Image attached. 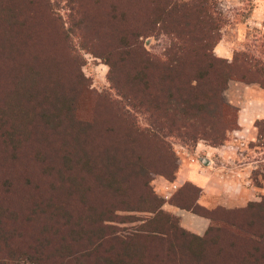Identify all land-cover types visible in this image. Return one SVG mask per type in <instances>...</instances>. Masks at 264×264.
I'll return each instance as SVG.
<instances>
[{
    "label": "rangeland",
    "instance_id": "rangeland-1",
    "mask_svg": "<svg viewBox=\"0 0 264 264\" xmlns=\"http://www.w3.org/2000/svg\"><path fill=\"white\" fill-rule=\"evenodd\" d=\"M189 1L0 0V39H9L8 48L6 46V60L0 57V79L3 77L2 83L10 89L17 86L19 73L13 68L16 57L11 55L15 45L18 46L19 56L30 54V51L33 55L40 54L39 65L46 67L48 73H51L50 85L56 84L55 88L58 92L73 96L71 101L73 109L68 112L69 118L78 120L80 123H92V127H88V133L93 139V155L108 148L112 139H117L120 145L132 143L136 149L135 152L141 154L143 161L146 159L158 163L164 157L172 158V155H167L163 147L161 148L159 141L146 134L144 128L148 127L154 117L150 116V112L144 110L142 106L133 108L129 104L125 91L132 86L134 90L138 88L139 93L149 92L148 99L154 103L166 100L167 97H163L162 94H168L169 91L174 90L175 84L185 95L191 93V88L189 90L188 84H185L192 75L189 66L170 70L169 66L161 67L158 63L168 59L167 48L178 41L179 37L185 40L195 39L200 44L202 43L200 38L207 36V33L204 34L200 22L195 25V20L189 19L188 15L193 12L187 7H183L181 11L178 7V11L167 15V27L180 32L176 36L166 27H152L150 22L155 16L158 17L168 4ZM206 1L215 9L216 18L221 14L230 18V23L219 30L220 34L211 35L213 38L218 35L221 37L213 46V53L217 56H227L231 59L235 50L243 48L245 43L251 40L254 27L264 28V0ZM147 27L149 30H146ZM143 31H149V33L138 37ZM133 42L136 43V47L129 51ZM147 57L153 58L154 61L147 62ZM24 69L28 67L24 66ZM262 93L264 88L258 84H247L234 79L229 82L224 91L225 99L235 107L237 125L229 132L228 139L223 144L215 146L224 149V152L221 155L217 154L220 160L215 159L217 166L214 164L216 167L214 170L216 169L215 172L218 173L219 182L211 186L213 192L202 191V188L192 182L179 185L176 181L183 155L193 154L200 143L210 144L203 139L195 144L190 140L182 139L177 132L166 128L168 123L166 118L162 116L159 118V115L160 125L164 126L165 141L171 145V150L175 153L173 165L168 164V171L173 168V174L152 172L150 181V186L162 199L163 211L176 216L180 225L190 232L193 231L182 225L180 216L169 210L167 203L201 216L208 212L218 218L230 216L235 224L226 221L223 225L233 232L234 238L235 236L244 238L248 233L245 227L258 228L260 236L255 237L257 242L247 243L241 238L235 239L238 253H243L242 247L247 245L255 248L254 253L257 256L254 254L253 260L257 264H264V207L256 205L264 197V186L255 184L253 172L256 168L263 171L264 148L252 146L251 143L258 141L256 121L264 118ZM132 120L135 121L136 126L132 125ZM121 148L125 149L122 146ZM200 156V160L205 157L203 154ZM138 165L133 164L128 168ZM131 174L132 179L127 187L130 188V194L136 197L142 188V183L138 175ZM76 175L79 181L87 184L92 183L93 180V190L87 191L88 202H93L100 209L107 210L117 200V194L101 184L94 173L93 179L90 180L82 177L83 172H77ZM64 179H57V181H63L65 189H72L75 183H71L69 177ZM159 179L165 180V183L159 184ZM55 183L58 186L61 184V182ZM85 183L82 184L87 188ZM2 188L3 186L0 185V197L4 196V203L8 209H20L19 194L15 191V193H4ZM231 196L234 197L232 202L228 200ZM74 199L72 198V202L75 204L77 198L74 196ZM201 199L202 202H200ZM225 203L233 207L225 206ZM226 209L233 212H228ZM116 213L135 214L140 218L150 215L147 212L126 210H117ZM10 217L12 218L5 217L7 232L20 224V220L15 219V216ZM217 221L223 223L224 220ZM141 222L142 220L114 222L118 228L113 231L123 239L107 238L99 244V240L93 236L91 248L98 247L105 255H108L122 249L124 245L136 250L144 249L146 245L147 260L144 264H187L188 260L183 261L178 257L181 253L184 255L183 252H175L169 257L166 255L169 252L165 246L162 249L157 247L158 257L153 259V245L145 244L142 236L126 239V236L136 231ZM31 230L32 222L27 221L24 227L14 232V235L7 234L4 236L5 240L0 239V247H5L1 250L5 257L2 262L5 264H71L73 257L63 258L59 253L52 251L58 247L56 241L51 244L43 242L42 245L41 241L37 242L39 234H34ZM225 234L226 240H229L230 236L228 233ZM146 238L148 241L149 237ZM41 248L46 258L37 260L38 254L34 249ZM12 251H16L15 254H12ZM18 252L23 254L19 253L20 256H17ZM91 257L94 260L95 255L92 254ZM230 259V257L227 258V260Z\"/></svg>",
    "mask_w": 264,
    "mask_h": 264
},
{
    "label": "trees",
    "instance_id": "trees-1",
    "mask_svg": "<svg viewBox=\"0 0 264 264\" xmlns=\"http://www.w3.org/2000/svg\"><path fill=\"white\" fill-rule=\"evenodd\" d=\"M178 7L179 11L183 7L191 9L193 13L188 15L189 19L193 18L195 25L200 22L207 36L200 38V44L195 39L185 40L178 36L179 40L167 48L168 59L158 64L161 67L169 66L170 70L189 66L192 75L185 84H188L189 90L191 88V93L185 95L175 84L174 90L162 94L167 97L166 100L154 103L148 99L149 92L139 93V89L134 90L132 86L125 91L133 108L142 106L154 117L144 128L146 134L159 141L167 155H172V158L164 157L158 163L143 161L132 143L120 145L117 139H112L108 148L93 155V139L88 133L92 123H80L69 118L73 96L58 92L56 84L50 85L51 73L39 65L40 54L33 55L30 51V54L19 56L18 46L15 45L11 55L16 57L13 68L19 73L17 86L10 89L2 83L3 77L0 79V185L4 193L19 194L20 209H8L4 196L0 197L1 240H5L7 234L14 235L17 229L31 221V231L39 234L37 242L41 241L43 245V242L51 244L56 241L58 247L52 251L63 258L73 257L71 264H144L147 260L146 245L144 249L137 250L124 245L108 255L98 247L91 248L93 236L99 240V244L107 238L123 239L113 231L118 228L114 222L142 220L136 231L126 239L142 236L145 244L153 245V259L158 257L157 247L162 249L165 246L169 257L175 252H183L184 255L181 253L178 257L183 261L188 260L187 264H257L253 260V255L257 256L255 248L247 245L242 247L243 253H238L235 241L241 238L247 243L257 242L256 238L260 236L258 228L245 227L248 232L245 239L240 236L234 238L233 232L223 225L226 221L235 224L233 219L230 216L218 218L208 212L204 215L211 219L207 230L203 235L195 234L183 228L176 216L163 211L162 199L150 186L152 172L173 174V168L168 171V164L173 165L175 157L171 145L165 141L164 126L160 125L158 115L159 118L165 117L168 122L166 128L177 132L182 139L194 144L203 139L211 146H218L228 139L229 132L237 125L235 107L224 97L229 82L234 79L264 88V28L254 27L251 40L243 48L235 50L229 59L213 53V46L221 37L213 38L211 35L220 34L219 30L230 23V18L225 14L216 18L215 9L206 0L168 4L158 17L150 20L152 27L170 29L167 27V15L178 11ZM169 32L175 33V36L180 34L172 29ZM148 33L143 31L138 37ZM8 45L9 39H0L2 60H6ZM135 47L136 43L133 42L129 51ZM146 61L152 63L154 59L147 57ZM24 66L28 69H24ZM132 125L136 126L134 120ZM255 126L258 141L251 144L262 149L264 118L258 119ZM133 164L139 165L128 168ZM77 172H83L82 177L89 180L93 179L94 173L101 184L117 194V200L110 208L100 209L93 202H88L87 191L93 190V180L89 185L79 181ZM131 173L138 175L142 183L136 197L130 194L127 187L132 179ZM64 177H69L71 183H75L72 189H65L63 181H57ZM253 180L257 186H264V168L263 171L259 168L254 170ZM55 182L61 184L58 186ZM74 196L77 198L75 204L72 202ZM256 205L264 207V197ZM117 210L147 212L150 215L146 218L135 214L119 215ZM10 216L19 219L20 224L7 232L5 217L11 219ZM217 220L224 221L220 223ZM225 233L230 236L229 240H226ZM146 237H149L148 241ZM4 248L0 247V264H5L2 262L5 257L1 253ZM34 251L38 254L37 260L46 258L42 248ZM15 252L12 251V254ZM19 253L23 254L18 252L17 256H20ZM92 254L96 257L94 260ZM229 257L231 259L227 260Z\"/></svg>",
    "mask_w": 264,
    "mask_h": 264
},
{
    "label": "crops",
    "instance_id": "crops-1",
    "mask_svg": "<svg viewBox=\"0 0 264 264\" xmlns=\"http://www.w3.org/2000/svg\"><path fill=\"white\" fill-rule=\"evenodd\" d=\"M262 94L264 95V93ZM223 152L224 149L220 147L200 143L193 154L187 153L180 159L179 171L176 178L177 183L182 185L186 182H192L202 188V191L213 192L211 186L218 184L219 182L218 173L215 172L216 169L214 170V168H216L215 165L217 166L215 159L220 160V157L217 156V154L221 155ZM201 154L205 156L203 160H200V157H202L200 156ZM164 183L165 180L159 179V184ZM233 198L234 197L231 196L228 200L232 202L234 201ZM200 202H202V199ZM224 205L233 207V205H227L226 203ZM167 207L169 210L180 216L181 223L184 227L198 234H204L210 224V219L205 216L195 213L193 214L170 203H167Z\"/></svg>",
    "mask_w": 264,
    "mask_h": 264
}]
</instances>
